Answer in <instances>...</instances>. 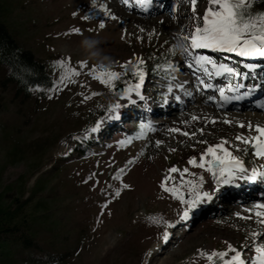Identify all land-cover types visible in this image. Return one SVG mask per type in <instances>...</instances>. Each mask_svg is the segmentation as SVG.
I'll return each mask as SVG.
<instances>
[{"label": "rangeland", "instance_id": "374dc122", "mask_svg": "<svg viewBox=\"0 0 264 264\" xmlns=\"http://www.w3.org/2000/svg\"><path fill=\"white\" fill-rule=\"evenodd\" d=\"M114 1L96 0L93 5L92 0H0V10L16 39L45 64L51 79V86L43 91L33 88L26 95L17 93L15 84L5 81L8 69L0 64V198L5 203L16 198L24 202L18 221L20 226L30 225L33 236V244L17 252L13 264H215L220 261L219 257L209 262L197 255V250H227L228 244L241 251L245 264H255L254 245H264V239L260 238L262 225L248 229L218 218L219 197L205 202L215 200L210 205L198 206L187 219L179 217L183 205L178 199L172 205H165V199L174 197L161 187L163 178L169 175L168 169L173 165L178 169L188 167L189 172L184 174L188 180L207 175L204 169L187 161L191 156L198 160L209 143L199 139L185 142V149H176L173 143L161 142L166 148L153 150L152 155L147 144L152 131L157 125L165 124L164 121L148 118L143 129L137 124L139 120L123 122L134 114L142 115L137 109L146 104L137 100L140 96L148 95L163 106L167 100L165 95L169 96L174 87L181 85L173 82L176 74L180 70H184L185 76L190 73L185 65L189 58L176 63L181 49L177 48L175 54L169 52L183 33L194 28L196 15L190 11V0L186 11L192 15L181 18L189 31L175 27L165 34L152 32L150 24L136 21L135 17L145 11L143 7H125L126 14L113 5ZM117 1L125 6L123 0ZM152 1L154 6L166 3V0ZM100 4H105L117 19L104 16L99 10ZM207 6L208 0H197V13L202 16ZM165 11L168 8L145 15ZM93 12L96 15H92ZM85 16L89 18L83 19ZM100 19L105 20L111 31L108 36L96 39L94 49H88L82 43L85 40L76 41L72 37L70 28H88L93 22L99 25ZM54 33L64 39L52 41L50 36ZM65 35L71 36L74 42L65 39ZM93 50L96 55L91 54ZM223 54L215 53L241 73L239 78L229 76L231 84L238 82L241 86L248 82L244 88L248 91L252 86L250 80L264 75V71L255 70L249 79L244 78L247 65L227 61L230 55L221 56ZM65 58L70 61V67H78L76 62L80 60L86 61V65L78 67L80 75H72L59 83L66 69L55 61ZM156 58L161 63L160 70L155 67ZM137 59H143L144 64L137 65ZM92 65L97 66L98 72L111 68L124 73L118 82L121 90L114 91L94 78L90 71ZM136 67L144 71L142 80L134 73ZM196 67L204 73L202 68ZM207 67L209 69V65ZM198 72L195 77L200 76ZM139 78V95L130 93L136 103L129 104L118 92L125 85H135ZM227 85V82L219 83L226 91ZM202 95L206 100H210L209 97H214V102L218 100L215 91L210 95L202 92ZM116 101L124 105L120 118L104 120L96 132H91L95 121L107 111V105ZM230 107L218 109L240 111V107ZM170 111L172 116L177 113V110ZM259 113L264 115L263 107ZM229 145L227 143L226 147L239 156L249 170L264 168V158L255 156L251 144L236 140L235 149ZM170 175L173 179L164 183L179 186L181 173ZM209 181L211 179H204V190L214 187ZM124 184L130 187L125 188ZM234 188L236 184L222 186L216 193L222 189L230 193ZM237 201L238 197L222 200L220 206L232 214ZM169 207L175 212L172 217L166 215ZM236 213L245 216L240 210ZM161 220L174 222L167 228L168 239L174 237V242L168 244L169 251L163 249L168 239L162 238L165 225L157 222ZM253 232L259 235L252 236ZM199 238L204 242L198 244ZM231 254L230 250L226 251V257Z\"/></svg>", "mask_w": 264, "mask_h": 264}, {"label": "snow or ice", "instance_id": "6c2138e0", "mask_svg": "<svg viewBox=\"0 0 264 264\" xmlns=\"http://www.w3.org/2000/svg\"><path fill=\"white\" fill-rule=\"evenodd\" d=\"M138 5L143 7L147 11L151 6V0H137ZM256 0H208V6L204 9L202 16L197 13V0H190V9L193 14L196 15V23L194 28L189 33H183L177 44L172 45L169 48V52L175 54V50L180 48L183 55H186L191 59L196 66L202 68L204 73L209 76H222L227 73L236 77L241 76V73L237 71L235 67H230L227 63L218 62L210 55L192 54L193 49H211L214 51H226L229 53H235L240 57L245 58H264V10H254V4ZM93 5L96 4V0H92ZM124 3H128V0H124ZM176 5L173 4L172 10L175 11ZM99 10L104 16L111 15L112 19H117L114 13H111L105 4L99 5ZM73 15H76L74 12ZM92 15H96L95 12ZM89 17L85 16L83 19L87 20ZM99 28L105 27V20H99ZM72 33H80L79 27H72L69 29ZM56 64L66 69V72L61 73L59 83H62L66 78H70L72 75H80L79 68H83L86 65V61L80 60L77 63L78 67H70V61L60 59L55 61ZM129 63L128 61L124 62ZM137 65H143V59H137ZM208 65L211 66L212 71L209 72ZM123 67V65H121ZM159 67V66H157ZM168 67H171L169 64ZM255 67L253 64H247V68L251 69ZM90 71L94 78L99 79L101 83L108 85L114 91L118 90L119 78L124 73L114 71L111 68H105L103 71H97V66L92 65ZM134 73L138 75L141 80L144 76V71L140 67L134 68ZM75 83V81H72ZM198 84L202 85L204 89L214 87L213 84L205 82L204 79H198ZM177 87H183L178 85ZM227 89L236 92L240 87L239 83H229ZM256 85L249 86L248 91L240 92L236 95H226V88L220 87L218 89L220 98L223 101L229 100H241L244 97L250 96L252 88ZM140 82L135 85H125L122 91L118 94L122 98H127L129 104H135L136 101L130 96L131 92H136L139 95ZM172 88L169 86V91ZM95 95V93H93ZM191 95V93H188ZM143 100L144 97L140 96ZM179 99V96L176 97ZM214 99V97H209ZM124 105L120 101L112 102L107 105V111L101 119L95 121V125L90 129L91 132H96L102 125L104 120H115L121 116L120 109ZM198 119V117H193ZM212 123L216 122V118H211ZM231 121L225 120V123ZM146 126L144 121L140 122V128L143 129ZM241 127L244 124L241 122ZM249 129L253 128V125H248ZM176 132H180L181 129H173ZM203 131V129H200ZM255 135H251L245 138L243 135H237L235 139L237 141L243 140L245 145L251 144L254 149L256 157L264 158V125L256 124L254 126ZM87 135V132L85 133ZM184 135L194 136L195 133L184 132ZM78 138V137H77ZM130 142V140H129ZM119 143H124L120 141ZM160 143V141H157ZM206 143V142H205ZM228 143L227 139L221 137L218 143L207 144V147L199 154V159L196 156L188 158L187 163L189 165L198 166L201 169H206L207 172L212 174L215 181L214 187L209 190H204L202 187L204 183V177L200 176L199 179L193 178L188 180L184 174L189 172L188 167L178 169L175 165L168 169L169 175H166L162 182L161 187L165 191L171 193L179 202L183 205L182 210L179 212L180 219H187L189 214L197 209L198 205L211 200L222 186L235 185L238 181H264V168L251 169L245 167V164L241 161L239 156L235 155L233 151L226 147ZM238 147V146H237ZM171 150V149H170ZM179 172L180 185L169 186L164 183L171 177V173ZM195 177V173L192 174ZM123 187L127 188L130 185L124 184ZM116 195H120V189L117 188ZM253 211V209H249ZM240 216V213H236ZM255 216L258 219V223L264 226V202L258 201L255 206ZM251 219V217H245ZM163 223L165 229L162 233L164 240L168 239L169 233L167 228L174 223L170 220L157 221ZM259 235L256 232L252 233V236ZM256 254L253 256L255 264H264V245H254ZM230 250L233 254L226 257V251ZM227 250H212L211 252L204 251L203 249L197 250V255L203 256L207 261H213V258L219 257V264H245V260L242 258V253L236 250L233 245L228 244Z\"/></svg>", "mask_w": 264, "mask_h": 264}, {"label": "bare ground", "instance_id": "6f19581e", "mask_svg": "<svg viewBox=\"0 0 264 264\" xmlns=\"http://www.w3.org/2000/svg\"><path fill=\"white\" fill-rule=\"evenodd\" d=\"M136 1L137 0H131V3L130 2H128L127 4L125 3V6L123 5L121 6L117 0L112 3L117 8H119V10L121 9L123 10L122 12H125L126 14H128V11H125L124 8L125 7L128 8L129 6V7L138 9L140 6L137 5L138 2ZM165 2L166 3L164 6H154L151 4L150 8L147 11H144L142 16L135 17L136 21L143 22V24L145 25L150 24V26L152 27L151 29H153L152 32H158L159 34L171 33L172 29H174L175 27L180 28L184 32L189 31L187 25L184 24L181 19L184 16L190 17V15H192L186 11L188 9L187 8L188 0H181L180 2L176 0L175 1L166 0ZM151 3H153V1ZM173 4L176 5L175 11L172 10ZM162 8H168V11L167 12L165 11L166 13H161V14L159 13V15H155V14L153 15L151 14L152 16L145 15L148 12H155ZM89 26L90 27L88 28L81 27L80 28L81 32L73 33L74 35L72 37L76 41L79 38L83 40L85 39H95L96 40V39H99V37L101 38L104 36H108V33L111 31L110 26L107 25L106 22H105V27L103 29H100L96 22H93ZM148 27H147V30H148ZM50 39L52 41L57 42L60 39H64V38H59L54 33L50 36ZM65 39H67L70 42H74L71 36H66ZM78 50L79 49H76V51ZM199 50L200 49H195L192 54L193 55L200 54ZM177 54H178V61H176V63H179L184 58H189L188 56L183 55L181 50ZM214 59L218 61L217 58L214 57ZM247 59H248L247 60L248 64H254L252 62V59L254 58H247ZM192 63L194 64L193 61ZM192 63L190 65L188 63L185 64L186 67L190 70V73L188 74V76H185V74H183L185 73L184 70H180L176 74L173 82L181 83L183 87L181 88V87L176 86L174 87L175 88L174 91H172L169 96L165 95V98L167 100L165 104H163V106H159L158 102L155 100H152V98H150L148 95H145L143 100L137 99L138 101H143L146 104L144 108L143 106H141L140 109H137L138 111H142V115H141L142 121H146L149 118L151 113H162L163 112V114L161 115L162 118L154 119V120L164 121L165 124L157 125V127L152 131L153 135L150 137V141L147 144L148 147L150 148L149 154L153 155V150H156L157 152L163 148H166L165 146H161V142L166 143V144L173 143L176 149H179V148L185 149V142L199 141V139L201 140L203 139V141H207L209 144H215L219 142L221 137L226 138L228 143L230 144L229 146H231L232 149H235V142H236L235 137L237 136V133H241L244 137L246 136L248 138L250 133L251 135L252 134L255 135L254 126L256 124L264 125V115L259 113V111L261 112L263 105L260 107H255L251 104V101L258 99L261 96V94L264 93V75L262 76V78L258 80L255 79L252 81V86L256 85L257 87L252 88L250 96L244 97L241 100H232V102H229V103L226 101H224L223 103V100L221 98L218 99L217 102H214L212 99L206 100V98L202 95V92H204V94L206 93L207 95L214 93L213 92L214 87L217 86L218 84L217 81L221 76L219 77L215 76L214 80L213 81L211 80L214 87L204 89L202 85L198 84V79H202L201 77H205V76L195 77L194 69H196L197 67L193 65ZM182 66L183 64L181 65V67ZM263 68H261L259 71L261 72L264 71L262 70ZM249 70L253 71L254 69L251 68ZM244 82L246 81L243 80V83ZM246 84L245 85L242 84L237 89L236 92H233L230 90L226 91L227 95L232 96V95L239 94L240 92L247 91L245 90ZM161 92L162 91H159V94ZM188 93H191V95H189ZM175 95L176 97L179 96V99H176ZM230 106H233L234 108L240 107V111H236V112H232L230 110L219 111L218 109V108H223V107L231 108ZM177 107L179 108V110L176 111L177 112L176 115L172 116V111L170 110L177 108ZM144 109H146V111H144ZM254 110H258V112L257 111L253 112ZM194 116L198 117V119H193ZM211 118H216V122L212 123ZM225 120L231 121V122L225 123ZM133 122H136V121H133ZM241 122L244 124V127H241ZM249 124L253 125L252 129L248 128ZM176 128L181 129V131L180 132L174 131L173 129H176ZM200 129H203V131H200ZM184 132L195 133V135L194 136L184 135ZM157 141H160V143H157ZM241 141L243 142V140ZM203 171L204 173H208V174L200 175V176H203L205 180L211 179V181H209L210 183H215L212 177V174L207 172L206 169H204ZM234 197H238V201H237L238 205H235V211H234L235 213L231 214L229 211H224L221 208L220 204H222V200H232ZM214 198L215 200L216 199L219 200L220 209L217 210V214L219 215L218 218L222 220L234 222L237 225L245 226L248 229H251L253 227H258L260 225L258 223L257 217L255 216V206L258 201L264 202V181H260V180L238 181V183L236 184V188H234L233 192L229 193L226 189H222L221 191L217 192L213 196V199ZM215 200H212L207 204L205 203L206 202L205 201L199 204L198 206L204 203H205L204 206L210 205ZM176 201H177V198L175 197L167 198L165 199V205H172ZM163 208H165V206H163ZM249 209H253V211H249ZM238 210L242 211L245 214V216L244 217L237 216L236 212ZM174 214H175L174 209L169 207V210L166 211V215L168 217L170 216L172 217ZM245 217H251V219H246ZM197 222L199 223L200 219H197ZM260 238L264 239V226L260 231ZM173 239L174 237L171 236L170 239H168L165 242V245L164 246L162 245L165 251H169L171 246L168 244L169 242L173 243L174 242ZM202 242H204L203 238H199L197 240L198 244Z\"/></svg>", "mask_w": 264, "mask_h": 264}, {"label": "trees", "instance_id": "16d2710c", "mask_svg": "<svg viewBox=\"0 0 264 264\" xmlns=\"http://www.w3.org/2000/svg\"><path fill=\"white\" fill-rule=\"evenodd\" d=\"M254 10H264V0H256ZM156 59L155 67L160 70L161 63ZM0 64L8 69L5 81L14 83L17 93L26 95L33 88L43 91L51 86L45 64L16 39L1 10ZM23 203L19 198L8 203L0 198V264H13L17 252L33 244L31 226H20L18 221Z\"/></svg>", "mask_w": 264, "mask_h": 264}, {"label": "clouds", "instance_id": "9594fccd", "mask_svg": "<svg viewBox=\"0 0 264 264\" xmlns=\"http://www.w3.org/2000/svg\"><path fill=\"white\" fill-rule=\"evenodd\" d=\"M83 43L88 49H94V46L96 45L97 41L95 39H85ZM91 54L96 55L97 53L93 50Z\"/></svg>", "mask_w": 264, "mask_h": 264}, {"label": "water", "instance_id": "95a60500", "mask_svg": "<svg viewBox=\"0 0 264 264\" xmlns=\"http://www.w3.org/2000/svg\"><path fill=\"white\" fill-rule=\"evenodd\" d=\"M118 90H121V85H118Z\"/></svg>", "mask_w": 264, "mask_h": 264}]
</instances>
